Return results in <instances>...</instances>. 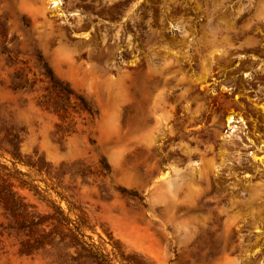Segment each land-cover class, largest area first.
Here are the masks:
<instances>
[{"label": "rangeland", "instance_id": "1", "mask_svg": "<svg viewBox=\"0 0 264 264\" xmlns=\"http://www.w3.org/2000/svg\"><path fill=\"white\" fill-rule=\"evenodd\" d=\"M0 264H264V0H0Z\"/></svg>", "mask_w": 264, "mask_h": 264}, {"label": "bare ground", "instance_id": "2", "mask_svg": "<svg viewBox=\"0 0 264 264\" xmlns=\"http://www.w3.org/2000/svg\"><path fill=\"white\" fill-rule=\"evenodd\" d=\"M61 1V0H60ZM55 3L57 2V1H54ZM52 4V3H51ZM54 5V4H53ZM60 5V4H59ZM55 6V5H54ZM231 117H229V119H230ZM229 121H233V119L231 118Z\"/></svg>", "mask_w": 264, "mask_h": 264}]
</instances>
